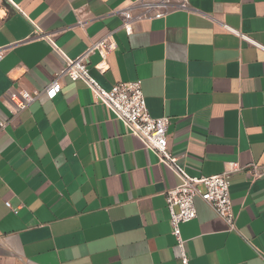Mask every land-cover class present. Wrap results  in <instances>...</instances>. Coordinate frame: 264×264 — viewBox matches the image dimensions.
<instances>
[{"label": "crops", "instance_id": "1", "mask_svg": "<svg viewBox=\"0 0 264 264\" xmlns=\"http://www.w3.org/2000/svg\"><path fill=\"white\" fill-rule=\"evenodd\" d=\"M133 1L12 0L25 15L0 0V264H183L166 201L179 176L84 82L46 97L65 57L29 39L36 26L72 58L114 31L93 76L141 80L187 173L229 176L237 230L196 197L181 225L189 264H264V0H190L127 35L117 10ZM21 90L42 94L22 108Z\"/></svg>", "mask_w": 264, "mask_h": 264}, {"label": "built area", "instance_id": "2", "mask_svg": "<svg viewBox=\"0 0 264 264\" xmlns=\"http://www.w3.org/2000/svg\"><path fill=\"white\" fill-rule=\"evenodd\" d=\"M9 1L17 10L25 14L12 0ZM189 7L190 0H135L128 6L117 10V13L122 18L120 28L127 35H131L135 31V25L140 22L165 18L175 11L187 10ZM228 29L235 31L230 27ZM32 38L48 39L53 47L65 57L64 66L44 90L47 98L54 99L58 96L63 87L62 79L65 77L72 81L84 82L91 90L96 102L104 105L115 119L123 123L128 133L136 136L145 149L154 152L161 163L179 176L181 182L167 190L166 201L172 233L180 248L183 264H189V257L186 253L181 225L197 218L196 197L200 196L207 202L227 223L230 231L237 230V212L231 197L229 176L226 174L192 176L187 173L178 162V156L169 148L170 118L168 116L153 117L150 114L146 96L142 90V81L119 82L107 89L93 76L89 65L92 55L98 53L101 56L102 60L96 66L100 71L105 72L109 68L107 58L117 48L114 31L108 32L99 40L89 44L75 58L67 56L58 48L52 36L44 34L37 26L29 39ZM6 51L5 47H0V62L5 57ZM41 94L42 92L21 90L19 94H13V96L20 98L21 107L26 108ZM252 171L259 176L257 164H253ZM7 205L12 207L11 202H7Z\"/></svg>", "mask_w": 264, "mask_h": 264}]
</instances>
